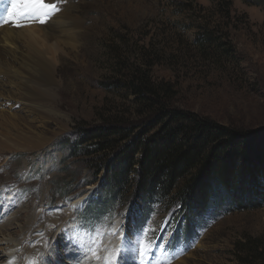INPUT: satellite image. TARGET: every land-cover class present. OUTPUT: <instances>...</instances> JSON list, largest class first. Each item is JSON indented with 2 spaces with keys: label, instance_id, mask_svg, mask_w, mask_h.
Returning a JSON list of instances; mask_svg holds the SVG:
<instances>
[{
  "label": "rangeland",
  "instance_id": "obj_1",
  "mask_svg": "<svg viewBox=\"0 0 264 264\" xmlns=\"http://www.w3.org/2000/svg\"><path fill=\"white\" fill-rule=\"evenodd\" d=\"M64 7L71 18L81 20L84 33L80 47L67 49L66 60L58 67L62 111L67 117L35 132L14 130L9 140L0 134V185H6L0 199L6 193L10 196L0 200V226L14 211L23 212L19 217L41 203L38 224L46 228L52 217L54 221L59 217L53 212L61 216L80 198L90 200V211L91 200H99L111 203L108 211L103 210L102 229L108 221L116 224L126 214L150 223L152 246L163 255L155 264H174L181 258H186L185 264H258L252 250L262 248L264 254V201L232 210L230 204L213 202L215 207L198 217L191 244L174 243L161 231L172 234L168 223L175 224L177 215L187 216L184 206L156 201L154 211L142 217L135 195L136 172L131 186L117 189L101 166L104 154H93L94 142L82 144L81 139L85 130L110 116L138 117L141 105L119 81L133 66L142 65L151 71L154 81L171 85L173 108L242 133L253 159L246 167L263 166L264 0H63L58 8L62 12ZM112 50L118 53L114 55ZM140 119L135 122L137 127L142 126ZM5 206L10 210L2 213ZM83 209L80 205L69 224L74 220L84 227L85 222L78 219ZM16 224L19 227L14 225L12 231H21L23 220ZM37 228L31 231L43 239L44 232ZM74 236L67 232L65 238L75 243ZM33 240L38 238H28L23 244L33 249L37 243ZM137 246L131 264H138ZM18 253L11 256L15 264H38L34 253Z\"/></svg>",
  "mask_w": 264,
  "mask_h": 264
},
{
  "label": "trees",
  "instance_id": "obj_2",
  "mask_svg": "<svg viewBox=\"0 0 264 264\" xmlns=\"http://www.w3.org/2000/svg\"><path fill=\"white\" fill-rule=\"evenodd\" d=\"M150 72L133 66L119 81L141 105L137 115L142 126L135 123L138 117L113 115L82 134V144L94 142L93 154H104L101 166L113 186L123 191L133 184L136 172L138 206L154 200L179 202L187 213L182 216L186 232L213 202L230 204L231 210L262 203L264 165L246 167L253 159L243 134L173 108L171 85L157 83ZM91 202L93 213L111 205ZM252 254L264 264L262 248L255 247Z\"/></svg>",
  "mask_w": 264,
  "mask_h": 264
},
{
  "label": "bare ground",
  "instance_id": "obj_3",
  "mask_svg": "<svg viewBox=\"0 0 264 264\" xmlns=\"http://www.w3.org/2000/svg\"><path fill=\"white\" fill-rule=\"evenodd\" d=\"M48 1L53 2L54 0ZM68 10L67 7H64L62 12H57L47 23L38 24L25 20L21 22L24 26L17 27L12 22V18L8 24H12L13 28H0V134L7 140L12 139L10 136L14 130L35 132L44 128L51 121L67 117L66 113L62 111V88L57 79L58 67L66 60V55H68L66 50L76 51L80 47L84 35L81 20L71 18ZM4 11L5 9L0 7V14H4ZM1 185L0 193L3 194L5 192L3 188L6 185L3 187ZM83 200L85 198H80L61 216L55 214L59 217L57 216L56 221L52 217L46 228L38 224L43 214L42 210H39L42 206L41 203H36L28 212H24L25 214L19 217L18 215L22 211H14L11 216L8 215L10 218L7 222L5 221L7 218H4L6 223L4 222L0 226V264H9L8 262L15 251L24 255L34 253L35 257L39 259L38 264H81L79 254L72 248L65 247L63 234L65 232L64 223L71 219L75 206ZM17 220H23L24 226L21 231H12L15 229L14 225L19 227L16 224ZM57 224L59 225L53 231ZM36 225L38 232H44L43 239L42 235H35V231H31V228ZM115 228L114 231L112 230L113 234H116L117 227ZM42 229L46 230L42 231ZM18 232L20 235L17 234ZM28 238H38L37 241L33 240L34 243L37 242L33 249L27 246V243L23 244ZM130 238L129 243L125 246L124 261L126 264H131L129 261L135 252L134 247H138V243H134L137 239ZM49 239L47 246L46 243ZM131 243L133 246L128 245ZM139 249L138 254L142 251L144 254L151 252V249L143 250L140 245ZM115 252L120 253L119 246H113V253ZM157 255L143 256L142 258L140 256L138 264H152L156 260L154 256ZM109 260V255L103 258L105 263ZM185 260L186 258H181L174 264H185ZM84 261L83 264L96 263L95 260L86 262L87 259H85ZM99 264H102V261Z\"/></svg>",
  "mask_w": 264,
  "mask_h": 264
},
{
  "label": "snow or ice",
  "instance_id": "obj_4",
  "mask_svg": "<svg viewBox=\"0 0 264 264\" xmlns=\"http://www.w3.org/2000/svg\"><path fill=\"white\" fill-rule=\"evenodd\" d=\"M62 2L63 0H57L56 3H47L46 0H13L12 11L8 15L13 18L12 22L17 27L24 26L21 22L25 20L43 24L47 23L59 11L58 4ZM8 22V20L0 21V23ZM143 254L142 251L141 255ZM9 264H15V261L10 260ZM106 264H110V262H106Z\"/></svg>",
  "mask_w": 264,
  "mask_h": 264
}]
</instances>
